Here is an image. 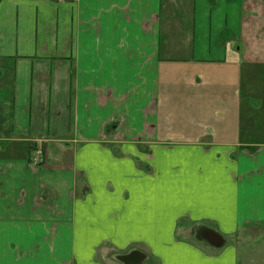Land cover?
I'll list each match as a JSON object with an SVG mask.
<instances>
[{"label":"crops","instance_id":"0c3cea01","mask_svg":"<svg viewBox=\"0 0 264 264\" xmlns=\"http://www.w3.org/2000/svg\"><path fill=\"white\" fill-rule=\"evenodd\" d=\"M180 2L0 0V264H264V0Z\"/></svg>","mask_w":264,"mask_h":264},{"label":"rangeland","instance_id":"374dc122","mask_svg":"<svg viewBox=\"0 0 264 264\" xmlns=\"http://www.w3.org/2000/svg\"><path fill=\"white\" fill-rule=\"evenodd\" d=\"M174 1V0H173ZM181 2L180 3H182V2H184V0H180ZM253 1V0H252ZM262 1V0H261ZM173 4L174 5H177L176 3H174L173 2ZM259 4H260V7L262 6V5H264V3L263 2H259ZM170 11V10H169ZM260 37H262L261 35H260ZM264 42V41H263ZM263 62V61H262ZM259 70L261 71V73H260V77L259 78H257L256 79V81H258V82H256V85L257 86H259V87H264V63L261 65V66H259ZM245 87H246V85H245ZM258 101L259 100H254L253 102H254V104L255 105H257L258 104ZM103 139V141H106V140H104V138H102ZM35 150L36 149H33V155H34V152H35ZM147 158H150L149 156L147 157ZM35 169H38V168H35ZM34 169V170H35ZM34 173V172H33ZM70 197H72V195L70 196L69 195V198ZM106 247H104L103 249H105ZM115 252V251H114ZM114 252H112L111 251V249L110 248H106L105 249V251H104V253H103V257H104V259H105V261H106V264H122L120 261H117L115 258H114ZM129 252H131V251H129ZM125 253V252H124ZM121 253L122 255H127V254H129V253ZM112 255V256H111ZM122 255H116V257L117 256H122ZM141 257H143V261L141 262V264H153L152 262H149V257L148 258H146V257H144V255H142ZM99 262V261H98ZM101 264H105V263H103V262H101Z\"/></svg>","mask_w":264,"mask_h":264},{"label":"built area","instance_id":"2783aa9c","mask_svg":"<svg viewBox=\"0 0 264 264\" xmlns=\"http://www.w3.org/2000/svg\"><path fill=\"white\" fill-rule=\"evenodd\" d=\"M104 140H107L106 137H103ZM44 164V154L41 149H36L34 152V156L31 159V169L42 167Z\"/></svg>","mask_w":264,"mask_h":264},{"label":"water","instance_id":"95a60500","mask_svg":"<svg viewBox=\"0 0 264 264\" xmlns=\"http://www.w3.org/2000/svg\"><path fill=\"white\" fill-rule=\"evenodd\" d=\"M133 253H135V252H130L127 255L117 256V257H115V259L117 261H120L122 264H141V262L143 261V257L138 258L137 260L136 259L135 260L134 259H128L131 255H133Z\"/></svg>","mask_w":264,"mask_h":264},{"label":"bare ground","instance_id":"6f19581e","mask_svg":"<svg viewBox=\"0 0 264 264\" xmlns=\"http://www.w3.org/2000/svg\"><path fill=\"white\" fill-rule=\"evenodd\" d=\"M131 252H135V253H133V255H131L128 259H138V258H141V256H142V254L139 251H137V250H134V251H131Z\"/></svg>","mask_w":264,"mask_h":264}]
</instances>
